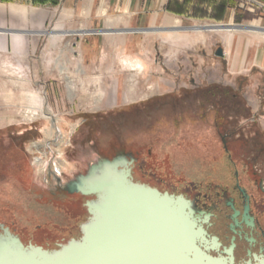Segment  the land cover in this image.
<instances>
[{
    "label": "rangeland",
    "instance_id": "374dc122",
    "mask_svg": "<svg viewBox=\"0 0 264 264\" xmlns=\"http://www.w3.org/2000/svg\"><path fill=\"white\" fill-rule=\"evenodd\" d=\"M252 1L255 4L237 0L233 21H229L227 12L225 19L219 22L184 19L175 27L142 30L116 15L103 13L100 20L90 21V9L98 0H50L41 5L31 0H13L41 8V35L39 38L29 35L31 43L39 39L38 48L30 56L18 57L8 50L0 55V222L40 221L41 224L43 218H49L56 229L59 228L57 217L68 215L73 222L69 230L76 234L78 226L87 218L82 208L84 199L52 202L49 207L56 210L48 209L46 203L39 204L37 197L50 201L46 194L56 188V176L53 173H48V177L39 175L34 159L50 160L63 154L70 167L59 170L63 171L62 180L68 175L84 176L93 171L97 172L93 177L113 175L115 169H86L94 159L89 149L74 154L67 150L71 144L79 145L84 140L88 130L82 125L83 120L105 117L152 96L177 99L179 104L171 107L174 115L189 112L174 126L171 138L163 145L175 171L185 175L184 181L167 183L166 188L176 194H187L193 208H199L203 200L198 190L200 180L216 175L217 171L226 174L224 163L212 161L217 160L219 144L213 117L207 113L212 111L210 106L216 100L214 87H219L222 95L219 133L223 137L229 135L231 142L239 145L237 158L244 154L264 161V37L257 35L258 32L237 28L257 22L264 29V0ZM79 3L83 5L81 10H77ZM241 3L248 5L241 9L238 7ZM230 25L236 28L228 43L226 33ZM54 27L60 33L52 38L49 35ZM87 31L106 33H101L100 40ZM113 31L126 34L108 35ZM85 44L92 45L86 55L83 53ZM218 49L222 50V57L215 55ZM197 89L203 93L192 92ZM232 95L247 107L240 110L244 115L229 119L225 113L232 111ZM168 99L163 101L170 103ZM198 99L205 102L204 119L194 114L199 111ZM42 115L49 119H43ZM118 122V118L102 124L94 122L96 124L88 128L93 131L91 135L103 132L106 140L99 141V145L108 141L112 145L138 144V124L130 126L123 135ZM52 126L60 139L52 135L50 140ZM34 145L38 149H33ZM113 186L123 187L121 183ZM108 229L98 237L104 240ZM43 232L37 238L41 243L45 241ZM89 240L85 237L81 245L55 258L33 255L24 264H55L59 259L66 260ZM3 257L1 254L0 260Z\"/></svg>",
    "mask_w": 264,
    "mask_h": 264
},
{
    "label": "flooded vegetation",
    "instance_id": "af4514ba",
    "mask_svg": "<svg viewBox=\"0 0 264 264\" xmlns=\"http://www.w3.org/2000/svg\"><path fill=\"white\" fill-rule=\"evenodd\" d=\"M192 92L203 93L198 89ZM213 93L216 100L213 106H210L212 111L207 113L213 117L214 130L219 135V144L217 160L212 161L224 163L226 174L222 175L221 171H217L216 175L200 180L198 190L203 200L197 209L192 207L191 199L187 194H176L166 188L167 183L185 179V175L176 172L173 168L171 156L163 145L164 141L167 142L171 138L170 133L174 126L189 114L187 111L178 115L173 114L171 107L175 103L179 104V101L173 97L152 96L134 103L135 105L128 109L107 114L105 117L83 120L82 125H85V128L87 126L88 130L83 138L84 142L79 145L71 144L67 151L74 154L89 149L94 159L86 165V169L88 167L101 170L115 169L113 175L95 176L89 183L90 187H97L103 193L96 209L94 222L102 219L100 210L105 205L108 191L120 188L113 184L123 183L128 187H134L139 194L150 196L153 201L162 204L166 209L176 211L183 221H187L191 248L185 250L184 255L189 260L194 259L197 254L204 263L212 260L216 264H264V161L250 159L244 154L237 158L239 145L231 142L229 135L223 137L219 133L220 120L223 116L221 89L214 87ZM164 98H169L171 102L163 101ZM230 102L232 111L225 113L226 118L244 115L240 110L242 107L246 108V104L241 103L236 95L230 97ZM204 103L197 100L199 111L194 114L198 119L205 118L206 113L202 111ZM115 118L119 120V132L123 135L130 126L138 124V144L129 146L123 142L112 145L108 141L99 145L98 142L104 139L103 132L91 135L93 131L88 127L96 124L94 122L102 124ZM52 172L56 176L54 181L56 188L47 191L49 202L41 201L37 197L38 203H46L48 208L52 202L64 203L69 199L73 201L84 199L82 208L87 215L86 221L78 226L76 234L69 230L73 222L67 217L68 215L57 217L59 228L56 229L51 226L53 220L49 218H43L41 224L40 221H33L35 224L2 221L0 222V255L4 254V257L1 258L0 264H24V261L31 258L28 255L35 250L60 252L72 240L80 241L83 238V227L92 218L89 203L97 200V197L73 192L69 188L72 184L79 183L81 179H88L91 176L88 173L84 176L74 174L62 180L63 171ZM50 207L52 210L55 209ZM37 211L38 209L33 213ZM41 231L45 234L44 243L37 239L41 236ZM71 234L72 236L66 240L65 237Z\"/></svg>",
    "mask_w": 264,
    "mask_h": 264
},
{
    "label": "bare ground",
    "instance_id": "6f19581e",
    "mask_svg": "<svg viewBox=\"0 0 264 264\" xmlns=\"http://www.w3.org/2000/svg\"><path fill=\"white\" fill-rule=\"evenodd\" d=\"M227 28L229 32L226 33V41L229 43L230 35L236 27L230 25ZM237 28L258 32L257 35L264 37V29H261L257 22ZM59 33L54 27L49 37H58ZM136 66L138 68V65ZM42 118L49 119L46 115H42ZM54 128L55 126H52L51 130L49 129L50 140L52 135L53 138L60 139L58 133L53 132ZM35 146L33 149H38ZM34 166L39 175L45 176L53 170L70 167L63 154L50 160L46 157H36ZM100 212L102 219L94 222L86 231L89 243L76 248L66 260L59 259L55 264H182L177 262L176 258H180L189 236L185 227L178 225L177 218L182 222L176 211L166 209L149 197L120 186L108 191L105 205ZM107 229L109 232L104 240L100 239L98 235Z\"/></svg>",
    "mask_w": 264,
    "mask_h": 264
},
{
    "label": "crops",
    "instance_id": "0c3cea01",
    "mask_svg": "<svg viewBox=\"0 0 264 264\" xmlns=\"http://www.w3.org/2000/svg\"><path fill=\"white\" fill-rule=\"evenodd\" d=\"M236 3L237 0H98L97 5L90 9V21L100 20L104 13L126 18L127 24L135 29L171 28L184 19L217 22L214 15L221 5L225 7L223 19L229 12V21H233ZM82 7L79 3L77 10ZM112 33L108 35L126 34L120 31ZM29 35L37 38L41 35V8L0 1V55L3 50H8L18 57L30 56L38 48L39 39L31 43ZM89 35L100 37L103 34ZM91 48V44L83 45V53L86 55Z\"/></svg>",
    "mask_w": 264,
    "mask_h": 264
},
{
    "label": "water",
    "instance_id": "95a60500",
    "mask_svg": "<svg viewBox=\"0 0 264 264\" xmlns=\"http://www.w3.org/2000/svg\"><path fill=\"white\" fill-rule=\"evenodd\" d=\"M161 31V30H160ZM167 31V30H165ZM94 34L95 33H106V32H103V31H97V32H93ZM216 56L218 57H222L223 56V52L221 49H218L215 53ZM97 172L96 171H93L92 173H90V178L88 179H81L79 183H74L70 186V190L73 191V192H78V193H82L84 195H96L97 197V200L95 201H92L89 203V209H90V213L92 214V218L91 220L88 222L87 225H85L83 227V233H84V236L83 238L80 240V241H75V240H72L67 247H64L62 249V251L60 252H52V253H49V252H46V251H42L40 249L38 250H35V252L33 253H30L28 256H36L38 258H43V259H50V258H55V257H58L59 255L65 253L69 248L71 247H75L77 245H81L84 240H85V237H86V231L87 229L90 227V225L94 222V219H95V214H96V209L97 207L99 206V203L101 202L102 200V195L103 193L97 188V187H90L89 186V183L92 181L93 179V175L96 174ZM123 187L126 188L127 190L129 191H133L135 193H137L135 190L134 187L132 186H126L122 183ZM139 194V193H137ZM139 195H142L144 197H149L148 195H145V194H139ZM151 199V198H150ZM152 200V199H151ZM158 203V202H157ZM177 216L180 218V216L177 214ZM177 218V217H176ZM181 219V222L179 221V219L177 218V223L178 225L180 226L182 224L183 227H185V232L187 233V221H183L182 218ZM188 236V234H187ZM191 248V244H189V237H187V241H186V245H185V248L183 250V252L181 253L180 255V258H176V261L179 262V263H182V264H216L215 262H213L212 260H207L205 263L201 260V258L199 257L198 258V255L196 254L194 259L192 260H189L185 255H184V251L185 250H188Z\"/></svg>",
    "mask_w": 264,
    "mask_h": 264
},
{
    "label": "trees",
    "instance_id": "16d2710c",
    "mask_svg": "<svg viewBox=\"0 0 264 264\" xmlns=\"http://www.w3.org/2000/svg\"><path fill=\"white\" fill-rule=\"evenodd\" d=\"M0 1L6 2V3L13 2V0H0ZM48 1H50V0H31V3L41 5V4L47 3ZM224 12H225V7H224V5H221L218 9H216V14L214 15V18L218 21L223 20Z\"/></svg>",
    "mask_w": 264,
    "mask_h": 264
},
{
    "label": "built area",
    "instance_id": "2783aa9c",
    "mask_svg": "<svg viewBox=\"0 0 264 264\" xmlns=\"http://www.w3.org/2000/svg\"><path fill=\"white\" fill-rule=\"evenodd\" d=\"M247 1L252 2V3L255 4V2H253L252 0H247ZM247 5H248V4H246V3H241L238 7L242 9V8H245ZM244 6H245V7H244Z\"/></svg>",
    "mask_w": 264,
    "mask_h": 264
}]
</instances>
